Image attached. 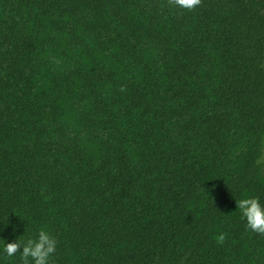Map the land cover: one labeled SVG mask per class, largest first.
Returning <instances> with one entry per match:
<instances>
[{
    "label": "trees",
    "instance_id": "trees-1",
    "mask_svg": "<svg viewBox=\"0 0 264 264\" xmlns=\"http://www.w3.org/2000/svg\"><path fill=\"white\" fill-rule=\"evenodd\" d=\"M247 197L264 0H0V264L41 229L48 264H264Z\"/></svg>",
    "mask_w": 264,
    "mask_h": 264
},
{
    "label": "clouds",
    "instance_id": "clouds-1",
    "mask_svg": "<svg viewBox=\"0 0 264 264\" xmlns=\"http://www.w3.org/2000/svg\"><path fill=\"white\" fill-rule=\"evenodd\" d=\"M168 4L191 11L201 4V0H168ZM236 204L246 219L247 228L264 235V207L261 206L258 198H242ZM216 239L218 243L223 244L225 234H219ZM21 248L22 251H19ZM55 249L56 240L43 229L38 231L35 238H28L26 241L16 239L13 242H4V252L8 256H14L19 251L22 264H30V259L32 264H48L49 257Z\"/></svg>",
    "mask_w": 264,
    "mask_h": 264
}]
</instances>
